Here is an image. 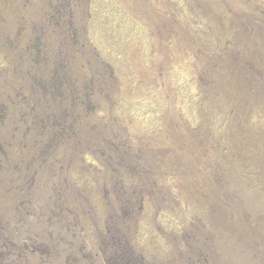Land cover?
<instances>
[{
  "label": "rangeland",
  "instance_id": "rangeland-1",
  "mask_svg": "<svg viewBox=\"0 0 264 264\" xmlns=\"http://www.w3.org/2000/svg\"><path fill=\"white\" fill-rule=\"evenodd\" d=\"M0 264H264V0H0Z\"/></svg>",
  "mask_w": 264,
  "mask_h": 264
}]
</instances>
